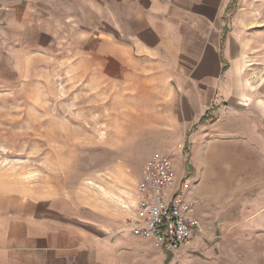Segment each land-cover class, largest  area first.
Segmentation results:
<instances>
[{
	"label": "rangeland",
	"instance_id": "1",
	"mask_svg": "<svg viewBox=\"0 0 264 264\" xmlns=\"http://www.w3.org/2000/svg\"><path fill=\"white\" fill-rule=\"evenodd\" d=\"M34 13L40 17V7ZM2 23L0 264H14L42 231L70 222L114 240L126 229L146 160L157 154L183 163L189 145L167 155L146 146L137 130L142 117L121 115L111 104L98 108L104 100L88 75L70 66L71 47L58 49L53 21L47 33L54 36ZM220 27L219 76L230 85L224 110L235 101L248 112L257 146L220 147V194L231 193L235 202L216 213L213 227L201 225L167 264H264V0H220ZM226 220L237 224L224 227ZM98 250L96 264H165L167 258L138 239L111 253L104 244Z\"/></svg>",
	"mask_w": 264,
	"mask_h": 264
},
{
	"label": "crops",
	"instance_id": "2",
	"mask_svg": "<svg viewBox=\"0 0 264 264\" xmlns=\"http://www.w3.org/2000/svg\"><path fill=\"white\" fill-rule=\"evenodd\" d=\"M39 7L40 17L34 13ZM2 20L7 29H20L12 28L13 22L42 36L50 35L53 21L58 49L71 47L70 66L88 75L92 90L104 100L98 108L108 110L111 104L121 115L142 117L137 130L146 146L165 149L167 155L168 149L189 145L187 161L173 157L174 186L184 182L186 197L200 201V225L213 227L216 213L235 202L231 193L220 194V147L256 148L258 135L248 112L235 108L238 103L224 110L230 85L219 76L220 0H3L0 38ZM235 61L240 65L239 58ZM225 222L224 227L237 224ZM108 238L75 222L58 225L37 235L13 262L96 264L102 253H96L98 245L111 253L114 245H133L137 239L163 253L152 237L127 227L114 240Z\"/></svg>",
	"mask_w": 264,
	"mask_h": 264
},
{
	"label": "built area",
	"instance_id": "3",
	"mask_svg": "<svg viewBox=\"0 0 264 264\" xmlns=\"http://www.w3.org/2000/svg\"><path fill=\"white\" fill-rule=\"evenodd\" d=\"M174 183L169 158H148L136 185L134 208L125 220L133 234L152 237L165 252L177 250L201 230L196 216L200 201L186 197L184 182Z\"/></svg>",
	"mask_w": 264,
	"mask_h": 264
},
{
	"label": "trees",
	"instance_id": "4",
	"mask_svg": "<svg viewBox=\"0 0 264 264\" xmlns=\"http://www.w3.org/2000/svg\"><path fill=\"white\" fill-rule=\"evenodd\" d=\"M211 122H214V120ZM166 255H167V258H166L165 264H167L169 262V258L172 256L170 252H166Z\"/></svg>",
	"mask_w": 264,
	"mask_h": 264
},
{
	"label": "bare ground",
	"instance_id": "5",
	"mask_svg": "<svg viewBox=\"0 0 264 264\" xmlns=\"http://www.w3.org/2000/svg\"><path fill=\"white\" fill-rule=\"evenodd\" d=\"M232 70V69H231Z\"/></svg>",
	"mask_w": 264,
	"mask_h": 264
}]
</instances>
